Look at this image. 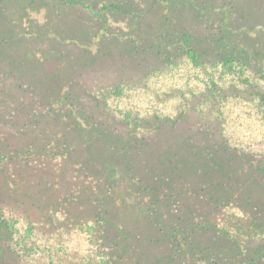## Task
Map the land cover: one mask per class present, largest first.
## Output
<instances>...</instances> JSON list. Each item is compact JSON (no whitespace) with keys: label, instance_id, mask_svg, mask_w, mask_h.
<instances>
[{"label":"trees","instance_id":"1","mask_svg":"<svg viewBox=\"0 0 264 264\" xmlns=\"http://www.w3.org/2000/svg\"><path fill=\"white\" fill-rule=\"evenodd\" d=\"M241 11L232 0H0V264H36L16 249L8 210L29 233L86 226L106 264L264 263V153L230 141L222 110L229 96L264 109V92L247 77L156 90L181 97L173 116L109 102L185 60L264 79V25Z\"/></svg>","mask_w":264,"mask_h":264},{"label":"rangeland","instance_id":"2","mask_svg":"<svg viewBox=\"0 0 264 264\" xmlns=\"http://www.w3.org/2000/svg\"><path fill=\"white\" fill-rule=\"evenodd\" d=\"M232 1L237 8L242 9L241 15L249 12L250 17L244 19L246 26L248 24L249 27L254 28L264 25V0ZM238 70L236 64H232L229 70L222 63L194 65L191 61L185 60L164 72L153 73L146 86H125L119 95H111L109 102L114 106L137 110L141 114L158 113L173 116L178 111L181 97L172 96L160 100L156 97V90L169 91L179 88L191 94L205 90L212 82L226 85L231 80L239 83L242 78L247 77L261 92H264V79L248 69L243 74ZM222 110L226 120L225 133L230 141L245 150L264 153V109L259 97L229 96ZM6 216L13 224L16 249L28 253L33 263L54 260L59 264H106V255L91 238L86 226L72 230L60 228L48 234L29 233L28 222L23 216L10 210L6 212ZM218 222L238 239L247 238L239 226L227 219L220 218ZM144 235L146 236L147 233ZM263 236L264 233L256 234L257 238ZM154 247L155 244H152L151 249Z\"/></svg>","mask_w":264,"mask_h":264}]
</instances>
